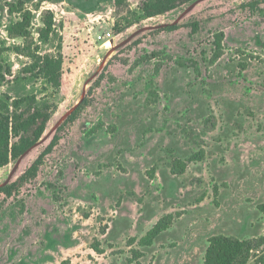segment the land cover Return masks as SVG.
<instances>
[{"label":"rangeland","instance_id":"obj_1","mask_svg":"<svg viewBox=\"0 0 264 264\" xmlns=\"http://www.w3.org/2000/svg\"><path fill=\"white\" fill-rule=\"evenodd\" d=\"M17 1L0 0V60L11 72L0 95L33 93L56 111L40 141L0 169V187L25 173L62 116L92 92L36 177L9 198L0 194V264H202L218 235L250 242L247 264H262L264 0H197L150 19L140 11L145 0L121 8L113 0H20L34 16L32 47L43 13L54 15L58 94L22 79L29 60L13 48L29 41L5 31ZM128 12L134 25L117 32ZM56 44L39 54L54 55ZM174 160L187 164L184 174H172ZM167 217L169 228L139 246Z\"/></svg>","mask_w":264,"mask_h":264},{"label":"trees","instance_id":"obj_2","mask_svg":"<svg viewBox=\"0 0 264 264\" xmlns=\"http://www.w3.org/2000/svg\"><path fill=\"white\" fill-rule=\"evenodd\" d=\"M128 0H113L116 8L123 7ZM197 0H145L142 3L140 11L145 18H154L165 15L176 8L191 4ZM40 9V4L36 10ZM8 14L12 19L6 28L7 36L11 39H22L29 41L24 46L14 47L17 54L24 55L29 62L21 69L22 79L40 81L44 91H51L52 94H58L61 87L62 77V55H61V37L55 27L54 15L50 11H45L42 15V26L38 29V44L31 42V25L34 18L32 11L25 8V3L17 1L9 5ZM136 15L128 12L127 15L120 18L116 23V31L121 32L124 29L134 25ZM193 32L196 31L197 24H193ZM178 26L169 27L170 30L177 29ZM168 29V30H169ZM222 34L215 36V46L217 50L221 48ZM57 40L56 52L54 55H40L41 45H49ZM107 65L100 71L96 84L103 78ZM10 67L0 60V83L5 81V76L9 75ZM92 92L90 86L86 95L82 98L75 109L57 126L48 146L18 178L17 181L0 187V194L6 198L11 197L13 191L17 190L19 185L35 178L39 167L42 165L45 157L49 155L60 141L59 132L70 124L76 118L78 112L87 103L88 95ZM56 111V105L43 106L37 101L36 94H26L21 97L13 98L6 94L0 95V169L16 163L28 150L35 146L44 135L47 124ZM203 152L194 154L193 160L202 157ZM187 164L181 160H174L171 166V172L174 175L184 174ZM264 209V207H262ZM170 218H163L158 221L137 243L141 247H149L154 240L170 226ZM133 243L135 240H132ZM259 245L264 246V238L260 239ZM252 246L248 241L225 237L222 235L214 236L209 239L202 264H247ZM96 253L102 254L99 245H93ZM133 258L138 259L141 254L138 251H132ZM264 264V258L261 259Z\"/></svg>","mask_w":264,"mask_h":264},{"label":"water","instance_id":"obj_3","mask_svg":"<svg viewBox=\"0 0 264 264\" xmlns=\"http://www.w3.org/2000/svg\"><path fill=\"white\" fill-rule=\"evenodd\" d=\"M75 107H76V105H75L73 108L70 109V111L68 112V114L66 115V117H67V116H68V115H69V114L75 109ZM66 117H65V118H66ZM65 118H64V119H65ZM64 119H63V120H64ZM63 120H62V121H63ZM62 121H61L60 123H62Z\"/></svg>","mask_w":264,"mask_h":264},{"label":"bare ground","instance_id":"obj_4","mask_svg":"<svg viewBox=\"0 0 264 264\" xmlns=\"http://www.w3.org/2000/svg\"><path fill=\"white\" fill-rule=\"evenodd\" d=\"M105 61V60H104ZM81 100V99H80ZM68 113H65L61 119H64Z\"/></svg>","mask_w":264,"mask_h":264},{"label":"built area","instance_id":"obj_5","mask_svg":"<svg viewBox=\"0 0 264 264\" xmlns=\"http://www.w3.org/2000/svg\"><path fill=\"white\" fill-rule=\"evenodd\" d=\"M108 36H109V34H108Z\"/></svg>","mask_w":264,"mask_h":264}]
</instances>
